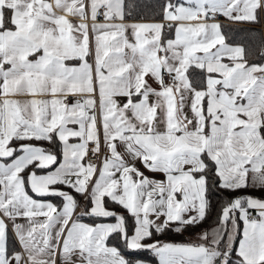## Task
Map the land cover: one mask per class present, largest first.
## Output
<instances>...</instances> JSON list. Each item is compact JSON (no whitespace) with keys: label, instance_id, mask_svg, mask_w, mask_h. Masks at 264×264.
Masks as SVG:
<instances>
[{"label":"snow or ice","instance_id":"1","mask_svg":"<svg viewBox=\"0 0 264 264\" xmlns=\"http://www.w3.org/2000/svg\"><path fill=\"white\" fill-rule=\"evenodd\" d=\"M137 7L0 0V264H264V63L218 22L259 23L264 0L125 23Z\"/></svg>","mask_w":264,"mask_h":264},{"label":"trees","instance_id":"2","mask_svg":"<svg viewBox=\"0 0 264 264\" xmlns=\"http://www.w3.org/2000/svg\"><path fill=\"white\" fill-rule=\"evenodd\" d=\"M174 1V0H173ZM134 3L139 5L132 11L130 18L133 19H148V20H158L162 19V14L160 11V5L164 3V0H133ZM260 23V22H259ZM258 23V24H259ZM223 32L228 41L239 43L243 45L246 49V57L249 62H260L263 59L260 57L261 51L264 48V36L262 30L256 25H240L233 23H223ZM196 71V70H195ZM199 73V71H196ZM190 76H193V70L190 72ZM254 195H261L260 192L253 193ZM219 209V204L217 202L216 208L213 209V217L216 215V212ZM124 211V210H123ZM124 215L128 214L124 211ZM209 222L202 225L201 227L191 228L188 231L183 232L182 234H177L174 232H167L163 235L157 237L165 242L173 243H191L196 242V234L199 233L202 228H207L211 223ZM128 227L131 231L132 225L134 223L133 219L129 216L128 218ZM111 245L118 247L123 254L128 256V253L124 250V245L122 240L117 234L110 236L109 240ZM152 255L150 252L139 253L135 256H131V259H151Z\"/></svg>","mask_w":264,"mask_h":264},{"label":"crops","instance_id":"3","mask_svg":"<svg viewBox=\"0 0 264 264\" xmlns=\"http://www.w3.org/2000/svg\"><path fill=\"white\" fill-rule=\"evenodd\" d=\"M173 2H176V0H174ZM259 19H260V23H250V22H231V21H228L227 19L225 20H218L219 23H221L223 25V23H233V24H240V25H256L257 27H259L261 30H262V33H263V36H264V28L262 29L260 26L261 24L264 23V13H261L260 16H259ZM119 22V21H117ZM125 23H128V24H132V23H153V22H163L162 19H158V20H148V19H133V18H130V17H127L126 20L124 21ZM211 22V21H210ZM222 31H223V27H222ZM224 33V32H223ZM129 35V37L131 38V30L129 29V32L127 33ZM164 35L166 38L168 39H174L175 38V33H174V29H165V32H164ZM225 35V34H224ZM226 37V36H225ZM226 43H228L229 45H232V46H243L239 43H234V42H230L227 40L226 38ZM244 47V46H243ZM263 51H264V48H263ZM225 62H227V60H225ZM249 63H264V59L260 62H249ZM192 71V69H189V78L192 79V77L190 76V72ZM196 71H200V70H196ZM150 83H152V81L150 80L149 81ZM153 87H156L155 84H153ZM158 179H163L162 176H158L157 177ZM77 199H80L79 196H77ZM54 204H57L59 205V200L57 199H53L52 201ZM109 208L111 210H114L116 211L117 213H122L124 214V211L122 208H120L119 206H113L111 205V203H109ZM19 222H23V221H19ZM82 222L84 223H93V218H90V217H83L82 218ZM96 222H105V223H115V220L114 218H108V219H104V220H98ZM110 238V237H109ZM10 242L17 248V250H19V245L18 243H15V240L14 238L10 237ZM173 243V242H172ZM107 244L109 246H114V245H111L109 241H107ZM151 254V253H150ZM152 255V254H151ZM145 261L148 262V264H158V260L157 258H155L153 255L151 257V259H143Z\"/></svg>","mask_w":264,"mask_h":264},{"label":"built area","instance_id":"4","mask_svg":"<svg viewBox=\"0 0 264 264\" xmlns=\"http://www.w3.org/2000/svg\"><path fill=\"white\" fill-rule=\"evenodd\" d=\"M218 20H225V18H224L223 16H219V17H218ZM260 27L263 29V28H264V23L261 24ZM165 79L167 80V77H165ZM93 162H95V163H99L98 161H93Z\"/></svg>","mask_w":264,"mask_h":264}]
</instances>
